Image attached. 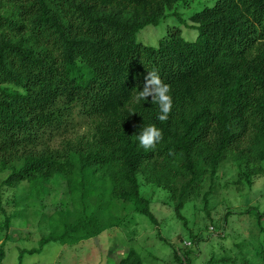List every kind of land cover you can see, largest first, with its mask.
Returning a JSON list of instances; mask_svg holds the SVG:
<instances>
[{"label": "trees", "instance_id": "trees-1", "mask_svg": "<svg viewBox=\"0 0 264 264\" xmlns=\"http://www.w3.org/2000/svg\"><path fill=\"white\" fill-rule=\"evenodd\" d=\"M191 1L0 0L1 184L29 186L13 206L49 185L64 184L69 196L53 213H42L48 233L37 248L20 251L18 264L51 243L73 246L140 224L135 214L157 225L141 180L166 192L162 203L198 240L182 210L200 199L210 217L207 204L223 161L235 166L238 186L251 189L253 177L264 175V0H216L193 13L194 41L179 29L156 47L136 41L141 29ZM153 69L171 86L165 122L151 97L134 99ZM78 121L89 125L83 133ZM148 124L163 139L145 150L134 135ZM2 192L1 230L10 226ZM116 201L132 210L117 216ZM234 212L220 221L222 238ZM239 213L252 224L208 264H264V211L248 206ZM218 222L209 224L216 229ZM204 230L210 233L209 226ZM175 251L174 262L191 263V251L182 250L181 258ZM142 258L131 246L118 264H142Z\"/></svg>", "mask_w": 264, "mask_h": 264}, {"label": "rangeland", "instance_id": "rangeland-1", "mask_svg": "<svg viewBox=\"0 0 264 264\" xmlns=\"http://www.w3.org/2000/svg\"><path fill=\"white\" fill-rule=\"evenodd\" d=\"M215 3L216 0H196L187 5L178 4L167 12V16L165 14L158 25H149L141 29L136 35V41L156 47L162 37L170 30L176 29L181 31L184 40L194 41L198 31L189 17L204 7H212ZM88 126L87 122L78 121L76 129L83 133ZM58 138L60 140V137ZM58 142L60 141H53L50 145L56 147ZM235 173V166L230 160L221 163L215 188L207 204L210 217L204 212L203 201L200 199L188 204L182 210L184 218L190 222L188 227H192L193 233L198 235V240L183 229L182 222L174 215L171 206L162 203L166 198V192L155 189L141 180L142 194L152 198L151 211L157 220V225H148L142 216L135 214L134 220L141 222L140 224L124 227V230L121 228L105 230L98 236L73 246L48 244L39 254L25 255L22 264H118L120 259L127 255L131 246L135 247L143 257L142 264H177L173 260V252L176 250L175 253L181 258L182 250L187 249L193 253L189 264H208L211 258L221 257L225 247L234 244L240 232L246 231L252 224L248 216L240 215L239 212L243 208L252 206L264 211V175H255L253 186L248 189L233 182V177L237 179ZM1 181L2 176L0 179V190L3 191L2 206L10 217V226L9 229H0V248L3 252L0 264H18L20 251L37 248L40 237L48 233L47 226H43L44 221L40 220L42 213H53L60 205L68 202L69 196L64 184L49 185L45 192L39 195L34 193V196L25 203L13 206L12 203L18 201V198H26L29 186L23 182L12 188L3 187ZM119 203L121 202H115L118 208L117 216H124L132 210L130 205ZM229 210L235 211L226 222L229 227L227 231L231 234L226 233L222 238L217 230L220 221ZM5 219L6 217L0 214V228L5 223ZM212 221H219L216 229H212L209 224ZM262 224L264 226V221ZM203 226H209L208 231L211 234L204 230ZM254 228L256 229L255 226ZM134 231L136 235L129 240V234ZM7 234L9 240L5 237Z\"/></svg>", "mask_w": 264, "mask_h": 264}, {"label": "clouds", "instance_id": "clouds-1", "mask_svg": "<svg viewBox=\"0 0 264 264\" xmlns=\"http://www.w3.org/2000/svg\"><path fill=\"white\" fill-rule=\"evenodd\" d=\"M171 86L166 84L160 77L158 71L153 69L145 76V83L142 90H138L134 99L138 103L151 97V103L159 108L157 119L161 122L168 120L173 106V98L170 95ZM140 147L145 150L154 149L163 139V133L154 124L142 126L139 133L134 135Z\"/></svg>", "mask_w": 264, "mask_h": 264}]
</instances>
